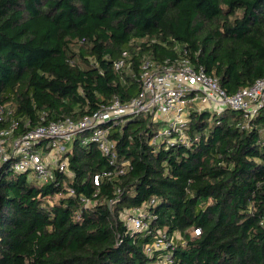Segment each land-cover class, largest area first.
Masks as SVG:
<instances>
[{"label":"trees","instance_id":"1","mask_svg":"<svg viewBox=\"0 0 264 264\" xmlns=\"http://www.w3.org/2000/svg\"><path fill=\"white\" fill-rule=\"evenodd\" d=\"M185 50L229 94L251 85L264 76V0H0V130L129 100L138 82L114 67L124 51L138 73L145 51L161 62ZM3 107L13 113L1 119ZM243 121L192 110V145L155 152L158 125L127 116L111 126L118 160L131 162L119 176L103 175L108 156L80 137L65 155L72 176L40 182L5 162L0 264H165L166 251H146L158 230L172 240L167 264H264V112ZM152 199L150 232H132L123 213Z\"/></svg>","mask_w":264,"mask_h":264},{"label":"built area","instance_id":"2","mask_svg":"<svg viewBox=\"0 0 264 264\" xmlns=\"http://www.w3.org/2000/svg\"><path fill=\"white\" fill-rule=\"evenodd\" d=\"M133 63L130 51H124L114 62L123 82H127V75L138 82V93L129 100L123 101L115 96L109 104H103L93 113L78 119L63 117L38 124L25 132H18L19 121L11 119L0 130V168L5 162L12 161V168L16 172L32 171L40 182L54 181L56 170L72 176L65 155L68 143L80 137L84 146L96 143L108 156L110 169L103 175L119 176L129 170L131 162L118 160L111 126L122 123L127 116L150 115L153 123L158 125L150 137V144L157 152L161 146L167 149L192 145L193 140L186 131L192 110H209L218 115L226 109L241 110L244 116L242 128L249 126L250 119L264 112V76L229 94L216 77L208 75L203 66L186 56V50L161 62L145 51L139 58L138 73ZM9 113L12 114L13 110L3 107L1 119ZM98 181L99 175H95V183ZM70 190L74 193L73 188ZM155 203L156 200L152 199L143 207L123 213L124 221L132 232H150L153 215L149 208ZM171 243L167 233L158 230L153 243L146 247L147 254L153 256L166 251L162 262H172Z\"/></svg>","mask_w":264,"mask_h":264}]
</instances>
